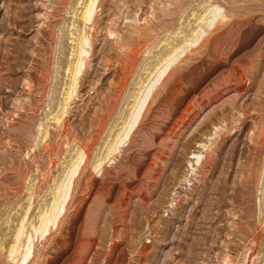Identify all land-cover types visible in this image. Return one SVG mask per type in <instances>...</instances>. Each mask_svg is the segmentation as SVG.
Instances as JSON below:
<instances>
[{
	"label": "rangeland",
	"instance_id": "rangeland-1",
	"mask_svg": "<svg viewBox=\"0 0 264 264\" xmlns=\"http://www.w3.org/2000/svg\"><path fill=\"white\" fill-rule=\"evenodd\" d=\"M85 2L0 0V264H17V245L81 146L82 201L54 230L59 242L34 241L42 255L30 264H264V0H97L83 22ZM210 4L227 14L214 30ZM193 33L201 46L180 44ZM78 34L87 64L56 123ZM176 44L183 53L139 133L94 171Z\"/></svg>",
	"mask_w": 264,
	"mask_h": 264
},
{
	"label": "bare ground",
	"instance_id": "bare-ground-1",
	"mask_svg": "<svg viewBox=\"0 0 264 264\" xmlns=\"http://www.w3.org/2000/svg\"><path fill=\"white\" fill-rule=\"evenodd\" d=\"M97 0H86L85 4H84V7L82 8L83 10H81V14H79L81 16V19L83 22H89L90 19H91V10L93 8L94 5H96V2ZM220 5V4H218ZM209 6V5H208ZM209 8H213V12L215 13L214 16L212 18H210L208 21H207V26L209 27V29H216L217 28V25L218 23L222 22L224 19H226V15L225 12L221 9L223 7L221 6H215V5H211L209 6ZM207 9V7H206ZM204 9V10H206ZM224 9V8H223ZM203 11V10H202ZM201 11V13H202ZM204 13V12H203ZM231 13V12H230ZM79 16V17H80ZM200 18V16L198 17ZM86 24V23H85ZM88 24V23H87ZM223 24V23H221ZM198 25V24H197ZM223 26V25H222ZM85 27V26H84ZM201 28V26H200ZM79 29V28H78ZM194 29V28H193ZM77 31V29H76ZM75 31V32H76ZM80 31V30H79ZM81 32V31H80ZM192 32V31H191ZM204 33L207 32L206 29H204L203 31ZM211 32V31H210ZM78 33V31H77ZM219 33V31H218ZM71 34V33H70ZM82 34V33H81ZM85 34V33H83ZM183 34V33H182ZM208 34V33H207ZM221 34V33H220ZM219 34V35H220ZM84 36V35H83ZM82 35L78 34L76 35L75 38H77V42H75L76 46L74 48V51H75V58L74 60H71L72 62H69L68 63V66H70V68H66V69H69L70 70V73H67V74H70V79H68V83L67 84V87H66V92H65V96H63L62 98L63 101L61 103V105H58L60 106V110L57 111L54 115V118L52 116V119L53 122H56V123H61V121L63 120L64 118V115L67 113V106L69 104L68 100L70 101V99H72V95L73 93H75L76 88H77V83H76V80H75V75H77V73L79 72V70L81 69L80 68V65L81 63L84 62V66L87 61H83L85 59H83V55H82V52L84 51L83 50V41L85 39V37H83ZM149 36V35H148ZM187 36V35H186ZM204 34H201V35H198L196 33H193L191 34V36H187L186 38H184L183 43H180V44H184L187 46L190 47H193L195 48L196 46L198 45H202L201 42L205 41L203 40L204 39ZM208 36V35H207ZM218 36V35H217ZM89 37V36H88ZM152 38V37H151ZM154 39V38H153ZM217 39V38H215ZM76 40V39H74ZM149 40V39H148ZM156 40V39H155ZM208 39H206L207 41ZM210 40V39H209ZM208 40V41H209ZM214 40V39H213ZM211 42V41H210ZM144 43V42H143ZM148 43V42H147ZM146 43V44H147ZM179 44V43H178ZM209 44V42H208ZM200 45V46H201ZM183 46V45H182ZM144 47V46H143ZM147 47V45H146ZM173 46H171L172 48ZM138 48V47H137ZM186 48V47H185ZM139 49V48H138ZM145 49V48H144ZM143 49V50H144ZM182 49L181 46L177 45L176 44V47H173L172 49H170L171 51L163 57L161 59H159L158 61V64L161 63L163 61V64H159V65H162L160 69H157V75L154 79H151L150 81V85L147 87V89L145 90V92H143L144 94L138 98V94L140 93L141 89L143 88V83H145V81H143L138 89V91L135 93V97H134V100H133V103L131 104V106H129L130 108L128 109L127 111V115H126V118L125 120L123 121V124L119 127L118 131L116 132V134L114 135L113 138H111V142L105 144L107 146H105V154H103V156L101 155L99 157V159H97V161L95 162V164L92 166L93 170L96 171V170H99L102 166V164H104L105 162H110L111 161V158H110V155H112V158L114 157L113 155L115 153H118L120 152V149L121 147H123V145L127 144V146L130 144V142L132 141V137L138 132L139 128H141V124H142V121H143V118L147 112V110H149V105L151 103V100H152V97H153V94H154V90L157 89L159 86V84H161V82L167 77H169V75L171 74V70H172V65L171 63L173 61H176L175 59L178 58L182 52ZM73 50V49H72ZM71 50V51H72ZM132 50V49H131ZM191 50V49H190ZM195 50V49H194ZM138 51V50H137ZM186 51V50H185ZM184 51V53H185ZM143 52V51H142ZM191 52V51H190ZM129 55V54H128ZM147 55V54H146ZM185 55V54H184ZM183 57V56H182ZM71 59V58H70ZM130 62H131V65L132 66L131 68H134L140 61V58L138 56V52H134L132 53V57H130ZM68 62V61H67ZM174 63V62H173ZM67 64V63H66ZM70 64V65H69ZM158 64H155L156 66ZM175 64H180V63H175ZM129 65V63H128ZM157 66L158 68L160 66ZM183 65V64H182ZM156 66H154V68H152L153 72L154 70L156 69ZM184 67V66H183ZM193 67V66H192ZM137 68V66H136ZM65 69V70H66ZM128 69V68H127ZM151 70V71H152ZM150 71V72H151ZM188 71V70H187ZM131 72V71H129ZM190 73V72H189ZM65 74V73H64ZM79 74V73H78ZM130 74V73H129ZM151 74V73H150ZM156 74V73H155ZM194 74V73H193ZM183 75V74H182ZM69 76V75H68ZM78 76V75H77ZM179 76V75H178ZM147 77V76H146ZM190 77V76H189ZM184 78V77H183ZM182 78V79H183ZM77 79V77H76ZM149 79V78H148ZM147 79V80H148ZM189 80V79H188ZM191 80V79H190ZM124 81V80H123ZM182 81V80H181ZM193 81V80H191ZM176 85V84H175ZM142 87V88H141ZM178 87V86H177ZM181 87V86H180ZM141 88V89H140ZM159 90V89H158ZM171 92V91H170ZM157 93V92H156ZM142 94V93H141ZM64 95V94H63ZM74 96V95H73ZM193 101V100H192ZM57 104V103H56ZM60 104V103H59ZM119 105V104H118ZM188 105V104H187ZM117 108V107H116ZM189 109V108H187ZM197 109V108H196ZM55 110V109H54ZM151 110V109H150ZM185 110V109H184ZM186 111V110H185ZM188 111V110H187ZM190 111V110H189ZM188 111V112H189ZM149 112V111H148ZM116 113V112H115ZM184 113V112H183ZM103 115V114H102ZM182 116V115H181ZM105 117V116H104ZM184 117V116H183ZM185 118V117H184ZM189 118V116H188ZM186 119V118H185ZM104 120V118H103ZM191 120V119H190ZM64 122V121H63ZM101 122H103L101 120ZM185 122V121H184ZM104 123H108V122H104ZM55 124V123H54ZM102 125V124H101ZM58 126V124H57ZM62 126V125H61ZM176 126V125H175ZM50 127V126H49ZM47 128V127H46ZM48 129V128H47ZM47 129H45V131H43V138H41L42 141L40 142H43L45 143V141H47V138H48V132ZM173 130V129H172ZM100 132V131H99ZM139 133V132H138ZM110 134V133H109ZM172 134V133H170ZM108 137V136H107ZM110 137V136H109ZM49 139V138H48ZM108 142V140L106 141ZM82 147V146H81ZM81 147H77L75 149V153H73V156L71 158L70 163H69V166H68V172L65 174V173H62L63 175L65 174V177L62 179L61 177L56 181V184L53 185V192L51 193V197H50V200L49 202H47V204L45 205V207L41 208V211L39 212V215L37 216V220L34 224V232H30L29 234L25 232V236H24V240L22 242V244H18L16 243L17 240H20L18 237H19V234L21 231V225L22 222L24 221V219H26V214H27V210H25L21 217H19L20 221H19V225L20 226H17L14 230V233H13V238H12V241L8 244V246L1 250V251H4L7 253V257L9 258L10 256L8 255H13L14 252L19 251V257L18 259L16 260V263L17 264H30L32 263V261H34V257L35 256H38L37 255V252L36 249L35 250V244H34V241H36L38 243V241L44 239L46 240L47 238H49V236L53 235V232H55L54 230H56V233H59L57 232V230H61L60 229V226L62 224V222H64V219H65V215L67 213V210L70 208V206L74 203H76L78 206L80 204V202L82 201L80 198L77 200L75 197V187L77 186V181H79V174L82 167L84 166L85 162H86V159H87V155H86V151L84 150V148L82 149ZM89 150V149H88ZM122 150V149H121ZM124 150V149H123ZM122 150V151H123ZM104 153V152H103ZM121 153V152H120ZM156 157V156H155ZM114 159V158H113ZM112 159V160H113ZM200 159V155L198 154L197 157H196V161H199ZM87 163V162H86ZM154 163V162H153ZM106 164V163H105ZM262 164V163H261ZM264 164V163H263ZM104 166V165H103ZM263 168V167H262ZM85 169V168H84ZM66 170V169H65ZM101 170V169H100ZM99 170V171H100ZM262 175V174H261ZM63 177V176H62ZM86 177V176H85ZM260 178V177H259ZM82 179H84L82 177ZM81 180V178H80ZM85 180V179H84ZM82 182V181H81ZM79 183V182H78ZM85 183V182H84ZM89 183V182H88ZM85 185V184H84ZM80 187H83V186H80ZM80 189V188H79ZM80 192V191H79ZM84 192V191H83ZM82 192V193H83ZM33 193V192H32ZM78 195V194H77ZM82 195V194H81ZM80 195V196H81ZM264 198V197H263ZM31 205V204H30ZM75 205V204H74ZM29 207V206H28ZM27 207V208H28ZM76 208V206L74 207ZM79 208V207H77ZM41 217V218H40ZM96 222V221H95ZM18 223V222H17ZM92 224V223H91ZM96 225V224H95ZM92 227V226H91ZM23 233V232H22ZM21 233V234H22ZM55 235V233H54ZM53 235V236H54ZM52 236V237H53ZM55 237V236H54ZM63 237V236H62ZM22 238V236H21ZM56 238V237H55ZM58 238V237H57ZM57 238H56V241L52 240V242L54 241L55 243L56 242H59L57 241ZM50 239V238H49ZM48 240V239H47ZM64 240V239H63ZM21 241V240H20ZM19 241V242H20ZM43 241V240H42ZM46 242V241H45ZM21 243V242H20ZM55 243H53L55 245ZM61 243V242H60ZM18 244V245H17ZM41 244V243H40ZM39 244V245H40ZM16 245L18 246L17 249L15 248ZM43 245V244H42ZM41 245V246H42ZM68 245V244H67ZM19 246H21V249L19 250L18 248H20ZM45 246V245H44ZM61 246V245H60ZM65 246V245H64ZM84 246V245H83ZM2 247V246H1ZM0 247V248H1ZM38 247V246H37ZM63 247V246H62ZM89 247V246H88ZM60 248V247H58ZM64 248V247H63ZM62 248V249H63ZM14 249H16V251H14ZM56 249V248H55ZM64 249H67V246H65ZM14 251V252H13ZM13 252V253H12ZM42 252V251H41ZM39 252V253H41ZM85 252V251H84ZM12 253V254H11ZM42 255V254H40ZM39 255V256H40ZM68 256V255H67ZM69 257V256H68ZM46 258V257H45ZM39 259V258H37ZM84 259V258H83ZM50 260V259H49ZM82 260V259H81ZM80 262V261H79ZM78 262V264H79ZM83 263V262H82Z\"/></svg>",
	"mask_w": 264,
	"mask_h": 264
}]
</instances>
